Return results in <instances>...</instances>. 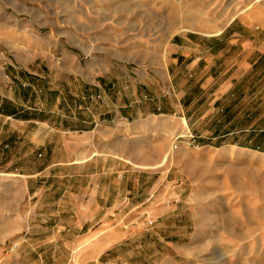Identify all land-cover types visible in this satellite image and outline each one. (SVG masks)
Here are the masks:
<instances>
[{
    "label": "rangeland",
    "instance_id": "rangeland-1",
    "mask_svg": "<svg viewBox=\"0 0 264 264\" xmlns=\"http://www.w3.org/2000/svg\"><path fill=\"white\" fill-rule=\"evenodd\" d=\"M93 15H101L109 29L123 24L126 39L142 43H168L188 31L214 35L228 29L229 35L249 36L251 48L233 46L229 62L209 71L216 83L211 90L193 89L192 101L183 104L191 117L158 115L143 125L99 128L88 135L94 148L86 151L120 158L117 174L135 180L132 219L123 227L134 239L119 246H133L131 263L147 264L138 237L152 227L156 209L166 205L177 207L174 219L181 207H188L189 238L185 242L175 236L181 224L174 221L171 253L156 246L157 264H166L165 254L172 256V264H264V231H250L246 213L264 204V0H0V40L26 22L32 43L37 31L52 30L54 22L68 38L71 26L90 23ZM225 84L229 90L216 99L214 93ZM4 148L0 264H64L65 258L28 262L23 245L37 202L33 196L40 190L85 189L90 180L74 174L91 167L70 164L72 150L63 144L60 149L24 143ZM225 216L237 224L228 229ZM124 256L119 251L120 264Z\"/></svg>",
    "mask_w": 264,
    "mask_h": 264
},
{
    "label": "crops",
    "instance_id": "crops-1",
    "mask_svg": "<svg viewBox=\"0 0 264 264\" xmlns=\"http://www.w3.org/2000/svg\"><path fill=\"white\" fill-rule=\"evenodd\" d=\"M102 20L96 15L90 23H75L68 38L54 22L52 30L37 31L35 43L26 22L0 40V151L19 143L42 150L63 144L72 150L70 164L91 167L74 174L90 180L87 188L40 190L33 196L37 202L23 245L28 262L65 258L64 264H120L117 255L124 250L121 264H133V246H119L134 239L123 227L132 219L135 180L117 174L120 158L86 151L94 148L88 135L99 128L143 125L158 115L191 117L183 104L192 101L193 89L211 90L216 83L209 71L229 62L233 46H252L249 36L229 35L228 29L142 43L126 39L123 24L109 29ZM228 87L220 86L216 99ZM170 207L159 206L152 227L139 234L138 251L147 264H157L158 245L171 253L174 221L181 224L175 236L188 242V207H181L177 219V207ZM164 256L166 264L173 263L172 256Z\"/></svg>",
    "mask_w": 264,
    "mask_h": 264
},
{
    "label": "bare ground",
    "instance_id": "bare-ground-1",
    "mask_svg": "<svg viewBox=\"0 0 264 264\" xmlns=\"http://www.w3.org/2000/svg\"><path fill=\"white\" fill-rule=\"evenodd\" d=\"M201 7V6H200ZM176 148V147H175ZM260 183V182H259ZM261 186V185H260ZM264 187V186H263ZM243 188L247 189L248 186H244ZM262 188V187H261ZM252 189V188H251ZM255 193V192H253ZM258 193V192H257ZM261 200L264 202V195H261ZM249 209V208H248ZM251 209V208H250ZM248 223L252 226V228L250 229V231H252L253 233L258 232V231H264V204H260L257 205L256 207H253V209L249 210L248 212ZM246 215V214H245ZM227 216V215H226ZM225 216V217H226ZM229 216V215H228ZM236 217V216H234ZM205 220V218H203ZM207 219V218H206ZM225 219H228V217H226ZM231 219V218H230ZM226 220V225L225 227H228V229H230L231 227H234L235 224H237L236 220ZM234 219V218H233ZM237 219V217H236ZM239 220V219H238ZM202 221V220H201ZM216 221V220H215ZM224 223V222H223ZM242 223V222H241ZM240 223V224H241ZM209 225V223H208ZM218 227V225H217ZM222 227L224 228V226L222 225ZM236 233V231H235ZM238 233V232H237ZM262 239L264 240V233L262 235ZM257 259V258H256ZM260 260V259H258ZM250 262V261H249ZM248 263V262H247Z\"/></svg>",
    "mask_w": 264,
    "mask_h": 264
},
{
    "label": "built area",
    "instance_id": "built-area-1",
    "mask_svg": "<svg viewBox=\"0 0 264 264\" xmlns=\"http://www.w3.org/2000/svg\"><path fill=\"white\" fill-rule=\"evenodd\" d=\"M150 224H153V221L152 220L150 221Z\"/></svg>",
    "mask_w": 264,
    "mask_h": 264
}]
</instances>
